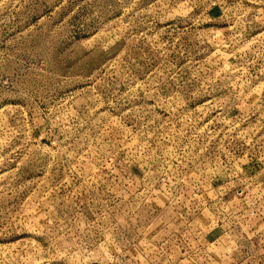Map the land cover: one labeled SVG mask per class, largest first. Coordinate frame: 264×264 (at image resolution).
<instances>
[{
    "label": "rangeland",
    "instance_id": "1",
    "mask_svg": "<svg viewBox=\"0 0 264 264\" xmlns=\"http://www.w3.org/2000/svg\"><path fill=\"white\" fill-rule=\"evenodd\" d=\"M0 264H264V0H0Z\"/></svg>",
    "mask_w": 264,
    "mask_h": 264
}]
</instances>
